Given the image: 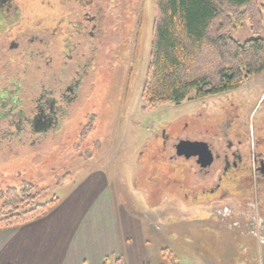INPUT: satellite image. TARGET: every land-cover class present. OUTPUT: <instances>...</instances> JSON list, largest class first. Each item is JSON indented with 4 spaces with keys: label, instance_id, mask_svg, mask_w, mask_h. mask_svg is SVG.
<instances>
[{
    "label": "rangeland",
    "instance_id": "374dc122",
    "mask_svg": "<svg viewBox=\"0 0 264 264\" xmlns=\"http://www.w3.org/2000/svg\"><path fill=\"white\" fill-rule=\"evenodd\" d=\"M57 2L44 4L50 8ZM116 6L121 27L111 34L113 49L104 50L99 71L125 62V73H105L99 86L88 90L81 111L97 114H66L58 133L0 152V217L10 188L31 190L44 202L65 197L89 170H98L113 193L125 264H169L165 249L177 264H264V180L253 161L220 180V160L201 171L194 159L175 150L179 140L187 139L210 142L221 152L246 132L243 146L249 156L264 157V71L227 93L150 104L143 91L155 2L118 0ZM140 13L142 61L128 92L129 41ZM231 33L241 41L254 36L242 14L232 19Z\"/></svg>",
    "mask_w": 264,
    "mask_h": 264
},
{
    "label": "flooded vegetation",
    "instance_id": "af4514ba",
    "mask_svg": "<svg viewBox=\"0 0 264 264\" xmlns=\"http://www.w3.org/2000/svg\"><path fill=\"white\" fill-rule=\"evenodd\" d=\"M44 2L0 0V152L31 146L52 131L58 133L66 114H97L94 109L81 111V104L90 96L88 90L99 86L105 73H125V62L99 71L104 50L109 54L113 49L111 34L121 27L119 14H114L118 0H58L50 8ZM117 18L113 27L107 24ZM133 26L128 92L142 61V13ZM242 134L237 142L229 140L221 152L208 142L215 160L223 163L220 180L249 159L264 180V157L255 149L253 158L249 156L243 146L246 132ZM191 159L197 163L196 157Z\"/></svg>",
    "mask_w": 264,
    "mask_h": 264
},
{
    "label": "trees",
    "instance_id": "16d2710c",
    "mask_svg": "<svg viewBox=\"0 0 264 264\" xmlns=\"http://www.w3.org/2000/svg\"><path fill=\"white\" fill-rule=\"evenodd\" d=\"M154 2L150 64L143 91L148 103L180 104L191 95L201 99L227 93L264 71V0ZM238 14L250 20L254 32L244 41L231 33L232 19ZM59 201L56 197L42 202L31 190L10 188L5 193L0 228L42 218ZM167 251L169 264H177ZM112 264L125 263L118 257Z\"/></svg>",
    "mask_w": 264,
    "mask_h": 264
},
{
    "label": "crops",
    "instance_id": "0c3cea01",
    "mask_svg": "<svg viewBox=\"0 0 264 264\" xmlns=\"http://www.w3.org/2000/svg\"><path fill=\"white\" fill-rule=\"evenodd\" d=\"M117 224L109 183L89 170L44 217L0 228V264H112L124 258Z\"/></svg>",
    "mask_w": 264,
    "mask_h": 264
},
{
    "label": "water",
    "instance_id": "95a60500",
    "mask_svg": "<svg viewBox=\"0 0 264 264\" xmlns=\"http://www.w3.org/2000/svg\"><path fill=\"white\" fill-rule=\"evenodd\" d=\"M175 150L177 156L186 159L196 157L197 163L205 169L212 166L215 161L214 153L207 141L181 139L175 145Z\"/></svg>",
    "mask_w": 264,
    "mask_h": 264
}]
</instances>
